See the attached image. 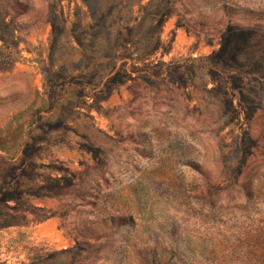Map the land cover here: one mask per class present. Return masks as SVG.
Wrapping results in <instances>:
<instances>
[{
  "label": "rangeland",
  "instance_id": "374dc122",
  "mask_svg": "<svg viewBox=\"0 0 264 264\" xmlns=\"http://www.w3.org/2000/svg\"><path fill=\"white\" fill-rule=\"evenodd\" d=\"M0 264H264V0H0Z\"/></svg>",
  "mask_w": 264,
  "mask_h": 264
}]
</instances>
